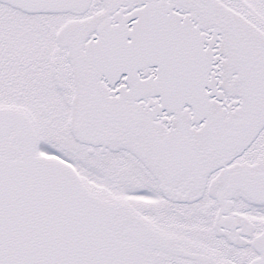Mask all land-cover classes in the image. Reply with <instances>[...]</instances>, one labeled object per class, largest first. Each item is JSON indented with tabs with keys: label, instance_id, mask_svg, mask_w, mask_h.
Masks as SVG:
<instances>
[{
	"label": "snow or ice",
	"instance_id": "6c2138e0",
	"mask_svg": "<svg viewBox=\"0 0 264 264\" xmlns=\"http://www.w3.org/2000/svg\"><path fill=\"white\" fill-rule=\"evenodd\" d=\"M0 264H264V0H0Z\"/></svg>",
	"mask_w": 264,
	"mask_h": 264
}]
</instances>
